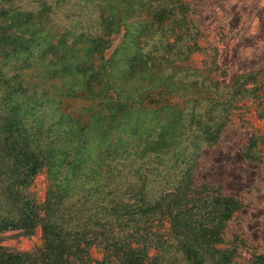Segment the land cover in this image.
Returning <instances> with one entry per match:
<instances>
[{
	"label": "trees",
	"instance_id": "1",
	"mask_svg": "<svg viewBox=\"0 0 264 264\" xmlns=\"http://www.w3.org/2000/svg\"><path fill=\"white\" fill-rule=\"evenodd\" d=\"M95 5L97 31L80 32L70 43L64 33L54 37L45 26V6L37 14L0 6V198L9 203L0 216V264H176L168 255L174 248L189 264H207L215 253V260H227V250L218 246L240 202L197 179L198 163L161 179L155 169L142 168L148 160L132 174H117L115 168L122 149L134 147L137 156L153 161L158 152L175 150L188 125L178 119L171 128L159 124L155 106L160 101L205 98L208 119L199 137L207 146L217 142L229 113L242 104H236L234 90L222 102L227 92L221 95L219 87L231 85L212 78L213 91L203 94L197 80H184L192 72L191 55L203 49L185 3L98 0ZM120 33L121 43L106 57L111 36ZM40 34L43 44L35 43ZM143 39H156L144 53ZM32 42L39 53L51 54L49 64L38 63L39 56L31 64ZM30 66L35 67L25 73ZM55 77L54 86H45V78ZM55 96L91 105L75 120L60 111ZM261 141L264 137L251 135L243 157L256 160ZM106 152L110 162L103 167L100 156ZM42 172L62 182L49 183L40 200L30 186ZM82 192L95 197V214L82 220L76 209L73 218H64L62 199ZM36 228L42 243L33 250L1 244L7 230L31 234ZM250 264H264V254Z\"/></svg>",
	"mask_w": 264,
	"mask_h": 264
},
{
	"label": "rangeland",
	"instance_id": "2",
	"mask_svg": "<svg viewBox=\"0 0 264 264\" xmlns=\"http://www.w3.org/2000/svg\"><path fill=\"white\" fill-rule=\"evenodd\" d=\"M97 1L0 0V6L4 9L13 6L19 12L33 14L39 13L45 6L44 11L49 19L44 21L45 26L51 27V34L54 37L64 33L65 41L70 43L80 32L97 31L94 26L98 14V8L95 5ZM164 1L168 2L169 6L178 3L187 5L185 14L197 33L196 42L203 48L191 55L187 65L192 72H189L184 80H197V89H200L203 94L209 89L213 91V86L208 87L211 86L212 78L219 85H231L232 89L219 87V91L222 90L221 95L227 92L222 102L225 103L234 90L236 104H242V106L229 113L217 142L207 146L200 139L202 137H199L203 130L202 123L208 119L203 111L205 98L171 96L160 101L155 106L156 120L159 124L166 123L165 126L168 128L173 126L175 119L183 120L188 125L185 128V135L178 144L175 143L174 151L169 154L160 151L161 153L158 152V155L154 157V159L157 158L154 161L146 158V155L137 156L138 149L134 147L122 149L123 154L116 162L115 173L132 174L143 160H148L142 168L155 169L161 179V176L165 178L178 176L188 167L194 164L196 167L198 163L197 170L193 171L197 179L212 184L221 194L232 196L240 202L239 210L227 221L222 230L223 241L218 246L221 250H227V260H215L214 257L219 254L215 253L214 256H209L205 263L250 264L255 255L264 254V141L258 143L256 147L258 156L256 160H247L243 157V148L251 135L264 137V0ZM154 4L153 1L151 5ZM111 38L110 48L105 52L106 57L121 43L122 33L112 35ZM44 39L46 38L40 34L35 43L43 44ZM51 42L55 41L52 39ZM32 43L29 45L32 53L31 64L37 60L38 56V63L49 64L51 54L39 53V47ZM155 44L156 39H143L142 52L153 48ZM211 61H214L212 67ZM214 66L217 67L214 68ZM34 67L30 66L24 72H29V69ZM44 81L45 86L51 88L57 79L56 77L45 78ZM204 96L207 97V95ZM55 98L59 102L60 111L75 120L78 114H82L84 109L91 105L90 101L81 98L63 96H55ZM218 108L221 109L222 106ZM224 108L226 110L228 107ZM173 116L177 117L172 119ZM154 130L155 127L152 131L155 137ZM158 130L157 127L156 132ZM107 153H102L100 156L103 158L101 162L103 167L110 162ZM195 153H197L196 156ZM111 165L113 166V161ZM100 169L99 175L102 174L103 181L106 176L103 173L104 168ZM51 176V173L42 172L30 186L40 200L44 199L49 183L54 186L56 182H62V177L58 180L56 176L54 180H51ZM123 181L125 179L121 180ZM91 186L90 182L85 188L89 190ZM76 199H79V202H76ZM100 201L101 205L107 202L106 198ZM62 202L65 207L63 216L66 219L73 218L76 209H79L84 216L82 220H88L96 211L97 201L87 192L76 193L69 199L63 198ZM8 205L7 201L0 198V216L9 208ZM1 236L3 237L1 244L17 248V250L30 251L42 243L38 228L31 234L20 230H7ZM168 255L176 264H189L175 248L171 249Z\"/></svg>",
	"mask_w": 264,
	"mask_h": 264
}]
</instances>
